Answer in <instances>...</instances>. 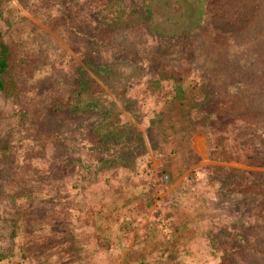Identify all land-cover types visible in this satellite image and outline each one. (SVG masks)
Masks as SVG:
<instances>
[{"label": "rangeland", "instance_id": "obj_1", "mask_svg": "<svg viewBox=\"0 0 264 264\" xmlns=\"http://www.w3.org/2000/svg\"><path fill=\"white\" fill-rule=\"evenodd\" d=\"M96 1L0 0L12 60L31 59L0 90V264H260L236 234L264 241V38L159 51L181 81L122 59L107 73L83 60ZM150 8L167 32L203 13L200 0ZM209 68L250 91H200Z\"/></svg>", "mask_w": 264, "mask_h": 264}, {"label": "trees", "instance_id": "obj_2", "mask_svg": "<svg viewBox=\"0 0 264 264\" xmlns=\"http://www.w3.org/2000/svg\"><path fill=\"white\" fill-rule=\"evenodd\" d=\"M152 1L97 0L96 3L92 4L89 10L93 12L92 27L85 34L88 39V55L83 60L86 64L93 66L99 71L109 73L110 62L122 59L134 63L140 68L143 67V69L156 70L161 77H171L181 81L184 77L177 75L175 64L163 60L159 65H155L154 57L159 51L162 53H166L170 49H172L170 52L178 51L179 55L176 58L182 60L185 58V52L189 53L190 49H192L191 38L195 34L202 33L203 39L200 47L202 51L210 48L211 43H224L226 48L230 50L232 48L235 49L240 41H251L255 39V36L264 38V0H200L203 6L202 16L190 26H182L180 29L171 32L150 25V3ZM83 14L84 11L75 8L71 10L70 14L65 15L67 18L63 22L66 23L72 20V23L76 22V20H81ZM70 26L72 27L73 23ZM134 28L143 33L145 42H136V36L132 33ZM210 32L212 34H208ZM211 35H217V37L212 40ZM123 38L127 41L125 45L121 43ZM219 48L222 49L221 47ZM169 53L164 58H167ZM21 57L23 58L19 61L12 60L11 48L3 40L0 30V90L5 91L7 81L9 80L10 83L14 80L12 76L15 68L20 70V66L29 62L30 58L28 59L27 55ZM194 57L196 59L192 58V61L194 60L196 65L199 64L201 57L197 55ZM77 70L81 74L82 66L79 65ZM200 72L203 73L204 78L199 83L201 85H197V87L204 93L210 92L211 89L215 90V87L217 92L233 89L236 94L244 91L243 94L245 95V92L250 91L249 88H244L236 79L232 80L231 84H229L226 76L219 81L218 78L220 79L223 75L219 73L218 68H209L206 73L201 70ZM76 83L75 94L79 96L80 91L78 90L84 87L86 82L83 79H77ZM69 86L72 87L73 84ZM252 92L256 93V90H252ZM256 102L262 105L264 111V99L258 97ZM77 103L78 99H74L70 105L75 106L76 109L78 107ZM82 120L77 126H82ZM26 122L27 125H32L28 120ZM63 134L52 133L50 135L47 133L42 136L36 135V139H39L41 143L59 140L67 142ZM262 195H264V191ZM259 197L260 194H258ZM253 199L256 198L253 197ZM236 239L238 246L244 245L245 242L244 248L247 254L251 252L261 256L260 264H264V241L260 240L261 237L254 236V239H248L244 235L237 233Z\"/></svg>", "mask_w": 264, "mask_h": 264}]
</instances>
